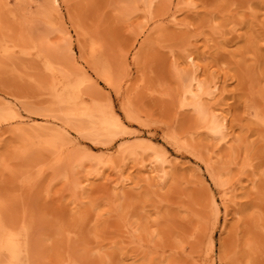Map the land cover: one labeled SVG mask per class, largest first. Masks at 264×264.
I'll return each mask as SVG.
<instances>
[{"label": "rangeland", "instance_id": "1", "mask_svg": "<svg viewBox=\"0 0 264 264\" xmlns=\"http://www.w3.org/2000/svg\"><path fill=\"white\" fill-rule=\"evenodd\" d=\"M0 222L18 264H264V0H0Z\"/></svg>", "mask_w": 264, "mask_h": 264}, {"label": "bare ground", "instance_id": "2", "mask_svg": "<svg viewBox=\"0 0 264 264\" xmlns=\"http://www.w3.org/2000/svg\"><path fill=\"white\" fill-rule=\"evenodd\" d=\"M51 2L55 6L58 5V0H51ZM114 123H115V126H119L118 128H121L119 121L117 119L114 120ZM3 232L7 233V238L5 242L3 241L4 243L3 242L1 243V240H2L1 236ZM18 247L19 245H17L16 241L14 240V237H12V233L9 231H5L4 227L2 226V223L0 222V248L11 256V260L13 264H18L21 261L20 251Z\"/></svg>", "mask_w": 264, "mask_h": 264}]
</instances>
